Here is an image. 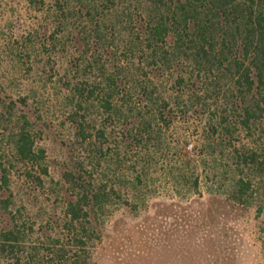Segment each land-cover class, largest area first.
Returning <instances> with one entry per match:
<instances>
[{
    "label": "trees",
    "instance_id": "trees-1",
    "mask_svg": "<svg viewBox=\"0 0 264 264\" xmlns=\"http://www.w3.org/2000/svg\"><path fill=\"white\" fill-rule=\"evenodd\" d=\"M19 1L17 30L0 34V264H93L105 218L155 175L198 192L200 167L229 202L264 198V0L0 11ZM177 125L198 146L183 149ZM50 136L61 163L47 160Z\"/></svg>",
    "mask_w": 264,
    "mask_h": 264
},
{
    "label": "rangeland",
    "instance_id": "rangeland-1",
    "mask_svg": "<svg viewBox=\"0 0 264 264\" xmlns=\"http://www.w3.org/2000/svg\"><path fill=\"white\" fill-rule=\"evenodd\" d=\"M21 13V1L12 9L7 5L0 11L2 36L9 35L4 29L8 25L17 30ZM5 71L0 67V74ZM176 129L182 137L183 149L198 146L196 138L187 137L192 129L183 125H177ZM44 140L41 144L47 148V160L61 163L65 151L60 139L50 136ZM262 140L260 153L264 161V134ZM192 160L198 166V160ZM195 173L201 179L198 192L174 189L165 178L155 175L157 181L146 189L139 203L114 208L104 220L101 239L90 252L91 262L264 264V198L254 196L247 206L229 202L215 187L203 183L200 167ZM42 200L39 199L33 212L44 206Z\"/></svg>",
    "mask_w": 264,
    "mask_h": 264
}]
</instances>
